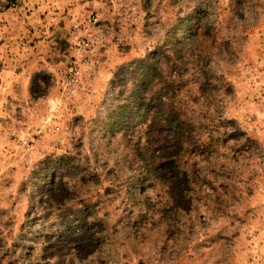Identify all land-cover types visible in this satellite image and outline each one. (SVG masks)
Instances as JSON below:
<instances>
[{
    "label": "rangeland",
    "instance_id": "rangeland-1",
    "mask_svg": "<svg viewBox=\"0 0 264 264\" xmlns=\"http://www.w3.org/2000/svg\"><path fill=\"white\" fill-rule=\"evenodd\" d=\"M0 264H264V0H0Z\"/></svg>",
    "mask_w": 264,
    "mask_h": 264
},
{
    "label": "trees",
    "instance_id": "trees-1",
    "mask_svg": "<svg viewBox=\"0 0 264 264\" xmlns=\"http://www.w3.org/2000/svg\"><path fill=\"white\" fill-rule=\"evenodd\" d=\"M140 65V83L142 85L150 84L152 78L155 76L154 68L144 62H140ZM157 78L159 79V82H157L156 85L160 86L163 82L161 81L160 76ZM155 96V100L148 98L147 95L143 93L138 95L136 98L133 97L137 105L127 108L128 110L121 121V125L123 126V124H128L130 116L137 115L138 127L145 126L148 138L153 141L157 139V146L152 149V153L156 155L159 162H162L161 165H159L161 169L163 163L172 161V159H179V154L176 156L173 154L167 155L164 147L162 146V142L163 139H166L168 136H163V133L167 130L174 131L175 138L177 140L179 139L180 143L190 140L192 133L186 126V114L168 105L171 99L168 98L167 93L159 92ZM163 98H165L164 101Z\"/></svg>",
    "mask_w": 264,
    "mask_h": 264
},
{
    "label": "built area",
    "instance_id": "built-area-1",
    "mask_svg": "<svg viewBox=\"0 0 264 264\" xmlns=\"http://www.w3.org/2000/svg\"><path fill=\"white\" fill-rule=\"evenodd\" d=\"M78 28H79L78 24L72 25V29H71L72 30V34H75ZM82 45L84 47L88 46V41H82Z\"/></svg>",
    "mask_w": 264,
    "mask_h": 264
}]
</instances>
